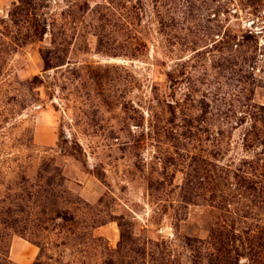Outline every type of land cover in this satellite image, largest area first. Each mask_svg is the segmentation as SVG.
<instances>
[{"label": "rangeland", "instance_id": "rangeland-1", "mask_svg": "<svg viewBox=\"0 0 264 264\" xmlns=\"http://www.w3.org/2000/svg\"><path fill=\"white\" fill-rule=\"evenodd\" d=\"M0 264H264V0H0Z\"/></svg>", "mask_w": 264, "mask_h": 264}, {"label": "bare ground", "instance_id": "bare-ground-1", "mask_svg": "<svg viewBox=\"0 0 264 264\" xmlns=\"http://www.w3.org/2000/svg\"><path fill=\"white\" fill-rule=\"evenodd\" d=\"M16 250V249H15ZM16 253V252H15Z\"/></svg>", "mask_w": 264, "mask_h": 264}]
</instances>
